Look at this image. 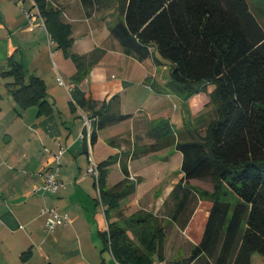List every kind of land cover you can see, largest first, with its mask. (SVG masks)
<instances>
[{
	"label": "crops",
	"instance_id": "crops-1",
	"mask_svg": "<svg viewBox=\"0 0 264 264\" xmlns=\"http://www.w3.org/2000/svg\"><path fill=\"white\" fill-rule=\"evenodd\" d=\"M49 1L62 10V15L69 17V21L62 18L72 27L71 49L83 56L84 70L88 74L76 80L75 73L70 86L66 85L67 89L58 86L50 89L46 83L49 72L41 69L45 57L35 52L31 35L34 27L29 23L23 5L18 4L20 0H0V264H99L102 259L106 264H115L110 253L107 259L105 252H101L103 246L99 234L107 229V221L98 203L94 178L91 187L84 174L86 164L89 166L90 159H95L92 156L94 147L102 144V149L97 150L96 165L110 160L108 187L124 179V188L134 185V189L121 199L124 215L129 216L138 208L158 215L160 210H167L170 198L173 204L161 217L164 222L169 219L176 225L178 221L172 219L174 201L170 194L177 184H181L184 173L181 169L170 173L164 166L156 170L161 164L155 162L162 158L168 160L178 153L181 168L182 153L177 149V143L205 136L208 125L216 118V109L209 96L214 85L208 83L204 90L189 98L170 91L167 86L170 77L165 76V71L159 73L163 69L160 63H155L152 57L139 60L112 33L120 19V14H113L116 8L120 11L118 0L114 1L117 4L113 8L111 0H94L89 10L81 0ZM33 3L35 6L34 0ZM102 9L110 12V16L104 18L102 22L105 23L96 24L92 18ZM67 12H71L70 15ZM35 17L42 19L46 29L39 10ZM103 30L109 31L103 35V42L89 40L90 35H101ZM47 34L51 38L48 31ZM75 34L79 40L75 39ZM53 44L57 47L55 41ZM10 56L26 68L28 75L45 81L46 99L53 107L50 115L38 116L37 106L21 108L14 101L8 86L11 81L2 76ZM71 91L80 92L77 95L84 101L83 105L72 98ZM97 110L129 117L98 130L97 140L91 145L85 120L94 116ZM59 144L65 148L57 174L63 186L56 194L36 192L34 188L42 184L44 172L55 168L54 155ZM65 155L68 157L63 159ZM123 166L129 175L123 172ZM116 167L120 168V179L117 180ZM151 167L155 168V172L152 171L154 186L165 188L162 194L155 193L153 198L149 195L144 201L138 195V187L146 182L148 176L145 174L152 170ZM199 180L202 179H190L188 185ZM44 205L57 206L70 216V222L49 232L45 216L40 213ZM190 221L183 227L185 233L192 225ZM205 223L206 220L202 226L200 224L199 238ZM164 227L167 241L165 259L159 261L160 264H166L169 257V235L166 225ZM177 229L173 235L180 241L183 231ZM194 244L196 241L186 255L179 247L173 254V262L187 256Z\"/></svg>",
	"mask_w": 264,
	"mask_h": 264
},
{
	"label": "trees",
	"instance_id": "trees-1",
	"mask_svg": "<svg viewBox=\"0 0 264 264\" xmlns=\"http://www.w3.org/2000/svg\"><path fill=\"white\" fill-rule=\"evenodd\" d=\"M34 2L58 49L76 64L74 79L85 78L88 72L84 70V58L71 49L72 27L63 20L62 10L49 0ZM81 2L88 10L94 5V0ZM262 19L264 0H126L112 28V33L139 60L152 57L158 64L157 52L170 62V91L189 98L208 83L214 85L209 96L216 118L205 136L177 143L184 177L183 186L177 184L170 194L174 201L172 219L179 221L194 195L195 189L188 185L190 179H211L215 195L201 237L187 256L173 264H251L253 255H264ZM2 76L13 79L8 86L21 108L37 106L38 116L52 113L45 81L28 75L13 56ZM77 94L80 92L71 91L72 98L83 105ZM128 117L97 110L89 116L90 144L97 140L98 130ZM109 163V159L97 163L98 177H93L107 221V229L99 234L101 252H109L115 264L164 261L165 227L149 211L123 214L121 199L134 185L124 188V179L108 187ZM123 172L129 175L125 166ZM222 186L236 198L235 202L219 197ZM99 264L106 262L102 259Z\"/></svg>",
	"mask_w": 264,
	"mask_h": 264
},
{
	"label": "rangeland",
	"instance_id": "rangeland-1",
	"mask_svg": "<svg viewBox=\"0 0 264 264\" xmlns=\"http://www.w3.org/2000/svg\"><path fill=\"white\" fill-rule=\"evenodd\" d=\"M114 1H116V0L110 1L113 3L111 8L114 7V4H115ZM118 1H119V4L120 3L123 4V3H125L126 0H118ZM18 4L23 5L22 6L23 11H25V12L29 11L32 14L33 23H31L30 19H28L29 23L32 24V26L34 27V31L31 33V35L33 36L36 54H39V56L41 55V56L45 57V59L43 61H41V62H43L41 69L49 72V74H48L49 78H47L48 80H46L47 81L46 83L48 84L49 88L53 89V86H58V87L65 89L66 86H62V85L60 86L56 80L58 73L62 76L67 87H69L70 83H71V81H70L71 77L77 71L76 64L74 63V61L72 59L67 58L61 52V50L57 49L55 44L50 45L47 31H46L45 27L42 26L43 25L42 19L35 17V15H38V8L36 6H34L33 0H20V2H18ZM72 4L74 5L73 2H72ZM78 6L80 7L79 3H78ZM116 9L117 10L113 14L117 16L121 13V6H120V11H119V8H116ZM79 11L81 12L80 9H79ZM67 13L70 15L71 12H67ZM81 14H82V16L84 15L83 12H81ZM107 15L110 16V12H107L105 9H102L98 12L97 16H94L92 18V21L96 22V24H100L102 21H104V18ZM62 17L64 19L66 18L67 19V20L65 19L66 21H69V17L67 15L63 14ZM102 23H105V22H102ZM261 23L264 24V20H261ZM107 33L109 34V31L103 30L102 33H100L101 35H96V36L90 35L88 38L92 43H98V42L100 43V42H103V40H104V39H102L103 35L107 34ZM89 34H90V31L88 30V35ZM75 39L79 40L80 37H78L75 34ZM75 50L77 51L76 46H75ZM155 56L157 57L160 65H161L160 67H163V69L159 70V73H162L163 71H165L164 72L165 76L170 77V67H171L170 62L165 60L164 58H162L157 52L155 53ZM53 72H54V74H53ZM6 80L12 81L13 79L12 78H6ZM58 87H56V88H58ZM67 87H66V89H67ZM98 148L102 149L101 143H99L98 145H96V147H94V155L92 153V156H94L95 159L90 162V165H94V166L96 165L95 160L98 159L97 158ZM67 157L68 156L65 155L63 157V159H65ZM155 163L161 164V165L156 166V170H158L160 168V166L167 167L169 169L170 173H176L180 169L179 168L180 167V159H179L178 153H175V155L170 157L168 160H165L162 158L160 161H157ZM89 166H88V164H86V166L84 168V174L89 178L90 186L93 187L92 186L93 177L88 172ZM60 168H61V166H60ZM151 169L152 170H149L147 172V174H145L148 176L145 179L146 182H142L138 187V195H139L140 199L144 198V201L149 197V195L151 196V198H153L155 193H157L158 195H160V193L162 194V191L165 188V186H162L161 188L154 186L155 184H153L154 179H153L152 175L155 172V168L151 167ZM115 170H116L115 173H117L115 179L116 180L120 179L118 176V174L120 173V168L118 167V169H117V167H116ZM153 170H154V172H152ZM191 186L195 189L194 195H193L190 203L188 204L186 210L183 212V214H182L183 216L181 215V217L179 218V221L176 225L174 223L172 224L171 220H169V219L164 222V220H165L164 217L163 216L161 217V215H163L165 212H168V210H170V208L173 204L172 200L170 198H169V202H168L169 204L166 207L167 210L166 211L160 210L159 212H157V214H158L157 217H158L159 222L162 223L163 226L166 225L167 232L169 235L168 236V246H169L168 247V254H169V257H168L166 264H173L174 263L173 262L174 260L172 259L173 254L176 250H179V247H182V253H184L183 255H186L188 253L186 251L189 249L190 246H192L193 241L195 242L199 238L200 234L198 233V231L200 228V224H201V226H202V224H204L205 220L207 219L209 210L212 207V200H213L214 195H215V193H213L214 192V182L211 179H204V180L196 181L195 184L191 185ZM219 197L222 199H225V200H230L231 202H235V199H236L232 194L229 193V190L227 188H225V186H222V190H220V192H219ZM142 204H140V205H142ZM138 210H140V208H138L137 211ZM134 212H136V210H134L133 213ZM190 219L192 220V225L190 226L189 230L185 233L183 226L185 225V223H188L190 221ZM177 226L179 227L178 229L183 231L182 232L183 233L182 234L183 239L180 241L177 238L175 239V236L173 235V233H175V231L177 229ZM196 227H197V229H196ZM165 244H166V242H165ZM104 256L107 259H109V252L106 251L104 253ZM201 263L203 264L205 262H196L194 264H201ZM263 263H264V255H260V254L253 255L252 264H263ZM152 264H160V262L155 259Z\"/></svg>",
	"mask_w": 264,
	"mask_h": 264
},
{
	"label": "built area",
	"instance_id": "built-area-1",
	"mask_svg": "<svg viewBox=\"0 0 264 264\" xmlns=\"http://www.w3.org/2000/svg\"><path fill=\"white\" fill-rule=\"evenodd\" d=\"M25 13L28 19H30V21L32 22L33 21L32 14L29 11H26ZM49 43L50 45H52L54 43V40L52 38H49ZM56 80L58 84L62 86H66L62 76L59 73L56 77ZM85 126L87 128V133L90 136L92 127H91V120L89 118H86ZM64 151H65V148L61 144H59V149L57 153L54 155L55 162H56L55 168L44 172V175H43L44 180L42 184L34 188L36 192L56 194L62 188L63 183L57 178V174L60 170L61 159H62V155ZM91 161L93 160L90 159V162ZM88 172L92 175V177L97 178L98 177L97 165L95 166L90 165L88 167ZM40 213L45 216V226L49 232H52L57 226L63 223L70 222V216L67 213L62 212L57 206L44 205L40 208Z\"/></svg>",
	"mask_w": 264,
	"mask_h": 264
}]
</instances>
